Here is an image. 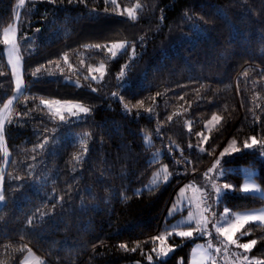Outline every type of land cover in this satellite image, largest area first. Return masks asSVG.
<instances>
[{
	"label": "trees",
	"instance_id": "trees-1",
	"mask_svg": "<svg viewBox=\"0 0 264 264\" xmlns=\"http://www.w3.org/2000/svg\"><path fill=\"white\" fill-rule=\"evenodd\" d=\"M137 3L135 20L117 14ZM18 4L0 0V37L20 14L25 82L5 128L10 160L0 208V264H22L30 250L44 264H149L148 254L152 264H189L194 242L203 239L169 237L174 251L161 261L152 238L167 232L165 213L175 189L205 171L228 138L240 148L252 136L264 139V0H117L119 9L105 0ZM121 41L128 48L111 59L103 46ZM5 50L0 45V110L15 93ZM101 63L105 75L93 80ZM37 68L53 76H33ZM55 100L82 104L90 112L58 123L42 103ZM140 100L144 105L138 109ZM213 115L223 119L203 146L198 134H207ZM69 133L86 142L66 138ZM159 152L160 160L152 161ZM3 159L0 149V167ZM226 163L234 170L226 182L241 186L242 168L249 166L264 189L260 151H242ZM163 164L173 174L170 184L139 192ZM47 167L53 180L44 195L31 187ZM263 205L264 197L237 192L217 212ZM41 214L47 215L41 220ZM244 231L250 234L242 236ZM251 239L258 241L251 256L264 260V225L248 224L238 235L240 242Z\"/></svg>",
	"mask_w": 264,
	"mask_h": 264
},
{
	"label": "snow or ice",
	"instance_id": "snow-or-ice-1",
	"mask_svg": "<svg viewBox=\"0 0 264 264\" xmlns=\"http://www.w3.org/2000/svg\"><path fill=\"white\" fill-rule=\"evenodd\" d=\"M51 3L55 4L56 0H50ZM72 0H69V3H71ZM111 3L112 5H115L117 9H119V5L117 4V0H105V3ZM25 5V0H19V4L17 7H23ZM141 8V5L137 3L135 7H129L123 10H120L117 12L120 16H127L131 20H135L136 17V11L137 9ZM105 12H107V8H105ZM20 14L17 13L16 20L19 21ZM36 32H40V29L37 28ZM17 34H18V27L16 26H9L4 29L2 37H0V45H3L6 49V55L8 64L11 66L12 75L14 77V84H15V93L16 95H13L11 98H9L6 103L3 105V109L0 110V149L3 150L4 159L3 164L4 167H0V203L5 202V194H4V171L7 167L9 160V153L7 150V147L5 145V120L2 115L3 112H8L11 107L13 106L14 102L17 101L19 95L24 91L25 85L23 83V67H22V57L19 54V44L17 42ZM97 49H101V45H95ZM107 49L109 53L113 57L117 55L116 50H122L125 48L124 43H114L111 45V47H108L107 45L103 46ZM133 56H135V48L133 47L132 50ZM65 61L67 62V55L64 57ZM125 68L128 67L127 65L124 66ZM94 71H98L100 73L101 78L105 74L104 66L101 65L100 68L94 69ZM40 72V69L37 68L36 72H34L32 75L36 76V74ZM0 75H3V73H0ZM125 76L124 71H121L119 74V78L123 79ZM245 76H247V73H245ZM93 80L96 79L95 76L92 77ZM79 86V85H78ZM124 85H122L123 87ZM95 91V89H93ZM113 95H116L113 93ZM121 102H123V97L118 98ZM181 99H183L181 97ZM42 103L49 108L51 111L53 108V105L49 101H42ZM57 104H60L61 102L57 101ZM65 104V110L73 117H78L81 114L84 116H87L90 112L89 108L84 107L80 104H73L72 102H64ZM144 105V101L140 100L134 107L136 108H142ZM131 109L128 108L127 105H125V112H130ZM148 113L152 112L151 108L146 109ZM55 115L59 116V119L63 123H67L65 121V116L62 113L60 108L55 109ZM171 120V117L168 118ZM223 119L222 116L219 115H213L211 120L208 122L209 124H212L215 122V124H219L220 121ZM207 127V125H206ZM188 131L191 132V121L188 122ZM201 138V143L206 144L209 137L205 136L203 132L198 134ZM48 141L45 140L44 143L40 144L39 147L41 149H44L46 145H48ZM237 141L232 140L231 143L226 147L223 152L220 154V158L216 159L215 163L212 167L208 169L207 172L204 173L205 180L211 184L212 191L210 192L207 187L202 189H195L197 192L200 193V196L197 198L189 197L187 200V203L190 208H194V211H189L186 223L188 227L186 229H179L176 230V228L173 229V233L181 238H198L202 236L212 237V232L208 229V224L212 221L210 220L208 215H205V213H210L212 218L216 217V212L213 211V205H219L225 197L239 192L242 196L247 198L250 195L260 193L262 197H264V189H261V187L255 183L254 180H246L241 186H236L232 183H224L221 186H218L217 184L213 183V181L216 179L213 173L218 172L220 176H225V170L221 167V160L225 156L234 155L237 152H240L242 150H253V149H259L261 156H264V139H257L256 136H252L249 140H245L243 142V149L236 146ZM189 147L191 148L192 145L189 144ZM199 151H204V148L198 146ZM84 152H87V148H84ZM35 159V157H33ZM77 161H79V157H77ZM165 175V181H167L168 174L167 167L164 168ZM13 179H22L19 177H13ZM23 187V186H21ZM188 188H195L194 185L189 184L185 188L180 190V195L183 196L184 193L187 191ZM214 197L212 203H208L209 197ZM58 201H63L64 197L60 196L57 198ZM55 205H53V208L55 209ZM63 207V205H61ZM177 210L176 205H173L172 211ZM171 214V211H170ZM47 214H41L40 219L42 220L44 216ZM234 215V218H232ZM261 224L264 225V210H260L258 212H248V213H235L232 214L231 210L225 206L223 209V213L219 217L218 220H216V223L214 224L215 233L218 237H222L221 244L224 247L225 255L227 254V250L231 245H235L238 249H243L244 253L251 252L252 249L257 245L258 241L256 239H251L247 243H240L238 239L235 238L236 233L240 230L245 228V225L248 224ZM29 225H33L34 221L32 219L28 220ZM178 228V226H177ZM173 233L166 232L162 235H158L152 238V242L155 245L156 241H159V247L157 250V247H153L152 251L156 253L157 257L160 258L161 261H165L169 253H172L174 251V248L172 245H166V241L168 236L172 235ZM242 236H247L250 234L249 231H244L241 233ZM119 247L125 251H129L127 244H121ZM139 247V245H137ZM198 248H202L203 246H197ZM213 244L211 240H209L207 249L205 250V255L202 257L200 264H216V259L212 255V252L209 251L213 249ZM130 251L135 252L136 247H133L130 249ZM216 253L221 252L220 247L215 248ZM196 249L193 250V255L195 256ZM147 260L149 264H152L153 256L151 254L147 255ZM139 264V262H137ZM233 264H264V260L257 259L255 257L249 258L248 255H241L236 254V260L233 262Z\"/></svg>",
	"mask_w": 264,
	"mask_h": 264
},
{
	"label": "rangeland",
	"instance_id": "rangeland-1",
	"mask_svg": "<svg viewBox=\"0 0 264 264\" xmlns=\"http://www.w3.org/2000/svg\"><path fill=\"white\" fill-rule=\"evenodd\" d=\"M20 8V7H19ZM10 26H16L18 27V24H17V21H15V24H12ZM17 42H18V34H17ZM117 43H124L125 44V48L122 49V50H116L117 51V55L121 52H123L124 50H126L128 48V43L125 42V41H121V42H117ZM19 44V43H18ZM111 47V45L109 46ZM5 53H6V50H5ZM19 54L20 56L22 57L21 53H20V47H19ZM109 56L111 59H114L115 57H113L111 55V53H109ZM7 57V55H6ZM8 61V60H7ZM101 65L104 66V70H105V65L103 63H101ZM100 65V66H101ZM10 66V65H9ZM22 67H23V59H22ZM10 69H11V66H10ZM12 71V70H11ZM93 74V73H92ZM42 75H46L48 77H52L53 76V73L52 72H40L36 75V77H39V76H42ZM105 75V74H104ZM92 77V75H91ZM104 77V76H103ZM103 77L101 78L100 74L96 77V80H99V81H102ZM23 83L25 85V82H24V78H23ZM25 90V88H24ZM24 92V91H23ZM22 92V93H23ZM21 93V94H22ZM14 95H16V93H14ZM52 103L53 105V108L52 110L50 111L49 108L47 107L48 109V112L49 114L52 116V118L57 121L58 123H63L60 121L59 119V116L55 115V109L56 108H60L62 113L64 114L65 116V121L67 122V120L69 118H75V119H82L86 116H84L83 114H81L80 116L78 117H73L71 116L66 110H65V104L64 102H68V101H59L61 102L60 104H57V100L55 101H49ZM73 104H79V103H74L72 102ZM82 105V104H80ZM84 106V105H83ZM86 107V106H84ZM87 108V107H86ZM3 109V108H2ZM1 109V110H2ZM11 110H12V107L11 109L8 111V112H3L2 115L4 117V120H5V128H6V123L10 117V114H11ZM207 127L205 126V129L207 131V134L205 136H209V132L211 130H213L218 124H215V122H213L212 124H209L207 123L206 124ZM4 137H5V132H4ZM66 138H69L71 139L72 141H75V142H83L85 143L86 142V139L82 138L80 134H73V133H69L66 135ZM234 140L233 138H228L224 144V147L222 148V150L219 152V154L212 160V162L210 163V165L208 166V168L203 171L202 173L196 175V174H192L191 177H189L184 183L180 184L174 191L173 193V196H172V199L170 201V204L167 208V211L165 213V230L167 232H170V233H173V229L176 228V230H179V229H186L188 227L187 223H186V220H187V217H188V214H189V211H194L195 209L194 208H190L188 203H187V200L189 197H193V198H197L200 196V193L197 192L195 189H202V188H205L207 187L208 190L211 192L212 191V188H211V184H209L206 180H205V177H204V173L208 171V169L210 167L213 166V164L215 163L216 159L220 158V154L221 152H223V150L228 147V145L231 143V141ZM145 143L147 145H151L152 144V139L149 135H146L145 136ZM5 145L7 147V143H6V137H5ZM205 144H203L204 146ZM237 147L238 144H236ZM204 148V147H202ZM240 148V147H239ZM243 149V148H241ZM7 150H8V153H9V157H8V160H10V152H9V149L7 147ZM2 151V154H3V150L1 149ZM242 151H259V149H253V150H242ZM242 151L240 152H237L235 153L234 155H230V156H225L222 160H221V167L225 170V176H220L218 172L216 173H213L212 175H214L216 177V179L213 181V183L217 184L218 186H221L224 184V183H228L224 180V178L229 174V173H234V170H233V166L227 164L226 162H228L230 159H232L236 154L238 153H241ZM163 155L162 152H159L158 154H155L153 157H152V161H159L161 156ZM3 158H4V154H3ZM167 167V172L168 174H170L168 176V179L167 181H165V175L166 173L164 172V168ZM242 174H243V183L246 181V180H254L255 183H257L260 187L261 185L257 182L256 180V174H257V170L255 168H252V167H249V166H245L242 168ZM50 175V168L47 167V171L45 173V175L42 177L41 181H38L36 182L32 187L31 189L39 194H47L48 193V190L50 189V187L47 185L49 183H52V178H48V176ZM173 179V174L171 172V170L169 169L168 165L167 164H163L159 167V169L153 174L151 180L145 184L144 186L140 187L138 189L139 192H143V191H147V190H151V189H154L160 185H168L170 184V182L172 181ZM189 184H192L195 186V188H188L187 191L184 193L183 196L180 195V190L185 188L187 185ZM261 189H263L261 187ZM254 195H258V196H261L262 195L260 193H256ZM214 197H209L208 198V203H212ZM5 204V202L3 203H0V208ZM173 205H176V208L177 210L175 211H172L173 209ZM230 209V208H229ZM231 210V209H230ZM260 210H264V205L260 208H257V209H250V210H241V211H233L231 210V213L232 214H235V213H248V212H258ZM170 211H171V214H170ZM213 211L216 212V217L215 218H212L211 217V214L210 213H205V215H208L210 220L212 221L211 223L208 224V229L212 232V237H207V236H202V237H198V238H201L203 240H198V241H195L194 244H193V247H192V250H191V255H190V262L189 264H200L201 262V259L202 257L205 255V250L207 249V245H208V242L209 240H211L212 244H213V249L209 250L212 252V255L215 257L216 259V264H233V262L236 260V254H241V255H248L249 258H253V256H251V252H248V253H244L243 249H238L236 248L235 245H231L228 250H227V254L225 255V250H224V247L223 245L220 243L221 240L223 239L222 237H218L215 233V228H214V224L216 223V220L219 219V217L221 216V214L223 213V211H221L220 213L217 212V205H213ZM234 218V215L233 217ZM258 224V223H257ZM261 225V224H260ZM178 226V228H177ZM246 226V225H245ZM243 230V229H242ZM240 230L239 232L236 233V236L235 238L238 239V235L239 233L242 231ZM166 233V232H164ZM163 233V234H164ZM162 235V234H161ZM171 236H176L174 233L169 237ZM178 237V236H177ZM167 238V239H168ZM181 238V237H180ZM198 238H185L187 240H195V239H198ZM239 241V240H238ZM240 242V241H239ZM157 250H158V247H159V244L160 242L157 241ZM240 243H246V242H240ZM166 245H168L167 241H166ZM197 246H203L202 248H198ZM216 247H220L221 248V252L218 254L215 252V248ZM196 249V254L195 256L193 255V250ZM173 254L172 253H169V256L168 258ZM159 258V257H158ZM256 258V257H255ZM160 259V258H159ZM258 259V258H257ZM45 263V260L38 254L36 253L35 251L33 250H30L27 255L25 256L24 260H23V263L22 264H44ZM126 264H130V263H126ZM134 264H137V263H134ZM141 264V263H139Z\"/></svg>",
	"mask_w": 264,
	"mask_h": 264
}]
</instances>
